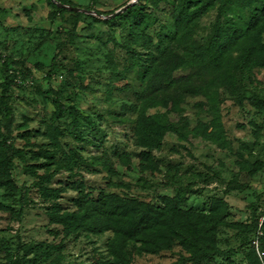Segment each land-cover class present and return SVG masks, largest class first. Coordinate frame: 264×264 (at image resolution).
Returning a JSON list of instances; mask_svg holds the SVG:
<instances>
[{"label":"rangeland","instance_id":"374dc122","mask_svg":"<svg viewBox=\"0 0 264 264\" xmlns=\"http://www.w3.org/2000/svg\"><path fill=\"white\" fill-rule=\"evenodd\" d=\"M70 1L90 12L0 0V264H118L115 232L89 230L80 200L114 193L162 202L180 191L181 206L195 212L226 201L231 227L218 228L214 264H264L262 246L254 253L264 236V0H217L204 14L205 0ZM190 27L191 39L177 41ZM241 30L240 46L211 62L213 37ZM162 54L153 71L176 66L192 83L184 94L136 101L137 69ZM59 103L85 118L77 126L68 111L57 115ZM200 120L205 134L190 132ZM151 124L161 143L152 150L140 135ZM77 211L68 232L70 222L57 219ZM181 252L130 264H176Z\"/></svg>","mask_w":264,"mask_h":264},{"label":"trees","instance_id":"16d2710c","mask_svg":"<svg viewBox=\"0 0 264 264\" xmlns=\"http://www.w3.org/2000/svg\"><path fill=\"white\" fill-rule=\"evenodd\" d=\"M58 2L53 4L62 12L70 11L80 14H88L90 12L88 7L77 5L70 0H58ZM216 2L217 0H205L197 12L199 14L206 13L207 9L216 4ZM100 13L108 16L113 12L101 11ZM143 15L144 13L139 11L137 17L142 20ZM193 16L192 14L188 18H184L181 25L189 21ZM252 26L251 24L246 28L248 29ZM191 32L192 27L188 30H183L179 36L177 34L174 35V37L177 41L179 37L183 42H187L188 39H191ZM243 33L244 31L242 30L233 33L224 31L217 33L207 46L211 54V62L217 64L225 54L227 55L230 48L234 47L235 49L237 45L240 46L238 39ZM189 42L184 44L187 49L197 48L196 45L193 46ZM168 57L169 54H162L157 57L156 61H152L151 64L146 65L144 68L139 67L137 69L143 81L144 89L140 93H136V101L141 99L152 104L158 102L163 94H184L188 90L189 83H192L191 75L189 73L187 76L186 73L176 74L178 67H166L164 71H153L154 62L158 64ZM198 63L199 61H195V64ZM179 65H183V63H179ZM191 68L195 69L196 67L193 65ZM203 85V83L194 84L192 92H198V89H201ZM184 98V95H182L181 99L183 100ZM58 106L59 112L57 115H61L63 111H68L77 126L85 118L81 110L74 105L66 106L63 103H59ZM260 108H264V103L260 105ZM205 124L206 121H198L190 132L205 134ZM155 129L157 128L153 124L144 130L140 128V135L144 139L146 138L145 140H150L146 145L151 150L160 148L161 145L160 138L157 136V139L155 138L156 136L153 137L152 135ZM162 134L163 129L161 128L159 136ZM182 192L180 191L172 197H164L162 202L154 200L147 202L135 197L120 196L114 193L91 200H83L82 198L79 205L87 206L86 210L88 212H85L81 220H85L87 228L95 233H102L108 230L115 232V236L109 242L118 264H130L136 255L157 254L164 250L173 249L176 246H180L184 251L180 253L181 257L176 264H214L213 257L221 252L217 245L218 228L223 225L231 227V225L227 224L225 216H223L224 207L227 206L226 201L221 198H213L211 211L208 213L195 212L190 208L181 206ZM78 214L79 212L77 211L67 214L65 217H58L60 219H57V222H70L68 232H71L72 229H75ZM251 219V224L246 225L247 228L250 227L249 231L253 230L254 226L256 227L258 224L255 217ZM261 239L262 242L260 243L262 245L259 244L257 249L254 243L255 254L257 252V254H260L259 251L261 252V249L264 250V236ZM44 253L48 255L47 251ZM44 253L42 252L41 254ZM23 262L24 259L20 258L17 259L15 264H24Z\"/></svg>","mask_w":264,"mask_h":264},{"label":"built area","instance_id":"2783aa9c","mask_svg":"<svg viewBox=\"0 0 264 264\" xmlns=\"http://www.w3.org/2000/svg\"><path fill=\"white\" fill-rule=\"evenodd\" d=\"M264 220V219H263ZM263 220L261 219V223L263 222ZM255 245L257 246V248H258V246H259V243H258V241H255ZM259 253L260 254H262L260 251H259Z\"/></svg>","mask_w":264,"mask_h":264},{"label":"water","instance_id":"95a60500","mask_svg":"<svg viewBox=\"0 0 264 264\" xmlns=\"http://www.w3.org/2000/svg\"><path fill=\"white\" fill-rule=\"evenodd\" d=\"M127 7H125L124 9H126ZM121 11L122 10H120V11H117V12H115L114 14H119V13H121Z\"/></svg>","mask_w":264,"mask_h":264}]
</instances>
